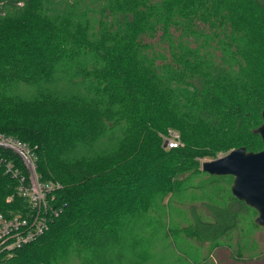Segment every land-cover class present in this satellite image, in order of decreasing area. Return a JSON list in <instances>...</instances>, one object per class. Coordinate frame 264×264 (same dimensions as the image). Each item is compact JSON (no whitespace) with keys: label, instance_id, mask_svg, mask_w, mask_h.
Segmentation results:
<instances>
[{"label":"trees","instance_id":"obj_1","mask_svg":"<svg viewBox=\"0 0 264 264\" xmlns=\"http://www.w3.org/2000/svg\"><path fill=\"white\" fill-rule=\"evenodd\" d=\"M219 9L225 17L214 20ZM257 30L264 31V0H105L101 12L94 0H0V135L23 142L39 179L60 185L49 199L59 214L35 240L0 252V264H54L61 258H44L49 251L87 249L177 190L188 179L186 160L206 154L164 148L167 127L191 143L210 133L199 127L225 133L231 124L230 141L244 125L263 144L252 131L264 108V80L254 67L264 73V61L251 48ZM208 45L231 54L229 62L214 61ZM63 69L70 84L80 83L71 87L76 94L44 86ZM20 85L37 90L22 95ZM119 131L104 155L78 154ZM3 152L26 177L19 158ZM17 184L0 168V212L23 206L17 196L4 202ZM211 210L212 219L197 216L195 226L213 242L238 216L229 207Z\"/></svg>","mask_w":264,"mask_h":264},{"label":"rangeland","instance_id":"obj_2","mask_svg":"<svg viewBox=\"0 0 264 264\" xmlns=\"http://www.w3.org/2000/svg\"><path fill=\"white\" fill-rule=\"evenodd\" d=\"M94 1L101 12L105 0ZM96 14L99 15L100 13L96 12ZM215 16L214 20L218 17H225L224 12L220 9L218 14L217 11L215 12ZM235 21L239 22L240 20L235 18ZM237 24L242 25L243 21ZM253 45L255 60L260 58L261 63L259 64L263 65L264 31L257 30L251 48ZM209 47L208 45V55L212 56L214 61L215 58L222 56L224 61L229 62L231 54L223 50L213 52L215 49L211 52ZM157 48L159 49L158 46H154V49ZM154 49L149 48L147 51L151 53V50ZM255 49L259 57H256ZM237 56L234 57L236 60ZM230 67L231 69L235 68L231 64ZM254 67L257 75L264 80L263 71L261 69L259 71V67L256 65ZM53 77L54 80L45 83V87H49L52 92L54 91L60 95L76 94V91L74 92L71 87L80 83L70 84L71 71L70 73L68 69L56 71ZM16 90L17 93L26 95L35 92L37 89L33 85H20ZM258 114L261 123L260 111ZM230 126L231 124L225 127V133H222L219 127L216 129L215 127H208L202 130L199 127V132L210 133L202 135L200 138H194L191 143L184 141L181 132L176 128L167 127L166 132L161 134L163 144L169 139L175 138L179 143L177 148L206 154L199 155L192 160H186L185 164L189 165V169L184 174L188 179L179 182L177 190L169 192L168 197H160L162 200L159 203L152 204L148 208L136 212L132 218L126 220L128 223L123 231L121 230L117 234L105 233L87 249L71 246L62 255H60L61 248L53 249L44 258L59 259L60 257L61 259L58 262L53 261L54 264H264V225H258L255 222L258 215L257 211L239 201L232 194V175H211L203 171L201 166L203 161L219 158L238 147L239 144L240 146L244 145L247 151L255 150L250 147V144H257L259 147L258 139L253 137L250 134V129L244 125L243 130L238 133V137H231L228 141L226 138L229 137ZM208 136L214 142L218 140L219 144L211 146L210 142L204 140ZM120 137V131L115 134L110 133V136L102 137L92 146L81 145L77 148V152L86 158L104 155L108 151L107 147H114ZM220 139L223 140L220 142ZM260 145L263 147V144ZM167 147L168 145L166 149ZM105 148H107L106 151ZM185 175H183L184 178ZM46 182H51L50 200H53L54 191L60 185L51 180ZM13 194L20 198L16 193ZM214 206L233 209L237 213L238 222L224 235H221L219 240L210 242L203 240L199 235L195 226V218L199 216L200 219L211 220V207ZM53 209L57 213L56 215L52 214L51 219L59 214L58 207L53 206ZM36 258H39V256ZM37 263L43 264L44 262L39 260L38 262L33 261L26 264ZM12 264H17V262Z\"/></svg>","mask_w":264,"mask_h":264},{"label":"built area","instance_id":"obj_3","mask_svg":"<svg viewBox=\"0 0 264 264\" xmlns=\"http://www.w3.org/2000/svg\"><path fill=\"white\" fill-rule=\"evenodd\" d=\"M167 148L178 147L175 138L167 141ZM0 168L18 179L14 193L20 196L23 206L0 212V252L20 247L38 238L47 229L51 215L57 211L50 205L51 182L41 181L36 173L34 157L27 146L10 136L0 135ZM3 150L16 155L24 167L26 177ZM13 193L6 194L4 202L13 201Z\"/></svg>","mask_w":264,"mask_h":264},{"label":"water","instance_id":"obj_4","mask_svg":"<svg viewBox=\"0 0 264 264\" xmlns=\"http://www.w3.org/2000/svg\"><path fill=\"white\" fill-rule=\"evenodd\" d=\"M262 122L252 131L260 136L263 143L258 151H247L244 146L209 161H203L202 170L211 175H232V194L254 208L258 215L255 222L264 225V108ZM163 146L166 148L167 142Z\"/></svg>","mask_w":264,"mask_h":264}]
</instances>
